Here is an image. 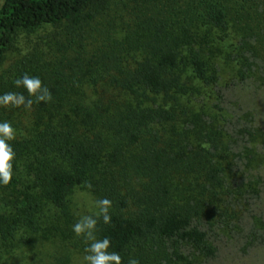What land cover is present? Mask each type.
<instances>
[{
	"label": "trees",
	"instance_id": "obj_1",
	"mask_svg": "<svg viewBox=\"0 0 264 264\" xmlns=\"http://www.w3.org/2000/svg\"><path fill=\"white\" fill-rule=\"evenodd\" d=\"M247 3L263 8V0H118L109 19L108 0H2L0 64L22 32L63 27L65 41L0 72V95L27 96L14 85L24 73L52 93L31 110L0 107V122L17 132L13 180L0 185V244L33 247L45 206L65 214L85 185L112 202L97 238H109L123 264L132 255L140 264H192L184 246L214 258L208 233L228 217L234 184L217 132L197 115L185 121L181 100L194 94L188 81H206L231 5ZM99 17L101 30L91 27Z\"/></svg>",
	"mask_w": 264,
	"mask_h": 264
},
{
	"label": "rangeland",
	"instance_id": "obj_2",
	"mask_svg": "<svg viewBox=\"0 0 264 264\" xmlns=\"http://www.w3.org/2000/svg\"><path fill=\"white\" fill-rule=\"evenodd\" d=\"M117 2L108 0V7H103L107 18L115 16L111 10ZM243 6L231 5L229 29L226 36L214 41L217 50L206 81H188L194 94L187 93L181 100L185 121L197 115L217 132L223 143L220 152L229 162L228 183L234 184L230 207L225 210L228 217L216 218L220 223L208 233L216 250L214 258L205 259L184 246L181 251L192 264H264V0L263 11L256 4ZM238 10H242L244 21L235 25ZM103 19L97 18L91 27L103 29ZM58 41H65L63 27L44 26L20 33L6 52L0 72L21 56L46 50ZM177 131L181 133L182 127ZM96 201L82 185L71 192L65 214L46 205L37 243L33 247L22 246L17 240L0 244V264H58L59 259L84 264L87 245L72 226L80 216L96 214Z\"/></svg>",
	"mask_w": 264,
	"mask_h": 264
},
{
	"label": "clouds",
	"instance_id": "obj_3",
	"mask_svg": "<svg viewBox=\"0 0 264 264\" xmlns=\"http://www.w3.org/2000/svg\"><path fill=\"white\" fill-rule=\"evenodd\" d=\"M16 88H23L27 96L20 92L9 91L0 95V107L16 108L23 107L31 110L33 104L41 102L50 103L52 93L43 84L39 77L31 76L28 73L22 74L14 81ZM17 138L16 129L8 121L0 122V185L8 186L14 176V161L16 153L10 142ZM90 187V185H89ZM98 211L93 215H82L72 226V231L78 238H82L87 247L83 257L84 264H123L120 254L111 251V241L109 238H97V225L99 220L104 224L111 222L110 209L112 202L107 198L96 201ZM127 264H140L136 257H130Z\"/></svg>",
	"mask_w": 264,
	"mask_h": 264
}]
</instances>
